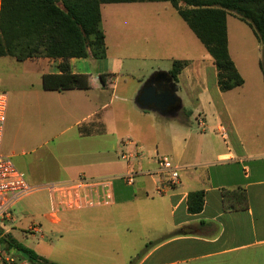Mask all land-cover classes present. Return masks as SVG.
Wrapping results in <instances>:
<instances>
[{
	"label": "crops",
	"instance_id": "obj_1",
	"mask_svg": "<svg viewBox=\"0 0 264 264\" xmlns=\"http://www.w3.org/2000/svg\"><path fill=\"white\" fill-rule=\"evenodd\" d=\"M1 3L2 0L0 11ZM165 4L174 9L169 3ZM170 7L166 6L164 10ZM228 24L227 16V34ZM180 42L185 46L196 44L194 37L185 32ZM145 45L148 47L149 43ZM228 49L242 76L231 56L229 34ZM109 58L107 46L105 59H72L71 71L78 77L80 86L64 91L43 88L45 75L61 74L58 68L61 61L32 59L42 69L41 84L23 92L19 105L21 123L18 138L31 151V155L37 152L39 156L20 166L12 160L15 166L25 173L30 184L27 175L38 164L44 165L45 156L51 159L50 166L45 170L56 175L49 183L72 181L80 177L111 181V204L83 210L126 205L136 202L139 197L159 198L160 201L147 206L151 214L150 222H146L145 245L149 246L136 264H264V140L251 145L238 135L234 137L233 126H228L227 132L218 125L216 130L222 133L223 138L233 139V146L217 148L205 131L196 142L194 151L187 155V140L181 142L183 137L172 136L170 127L164 125L166 119L178 118L184 108L181 96L183 85H192V89L199 87L202 94L194 98L196 105L209 102L213 107V100L220 98L213 59L209 56V60L199 62L193 59L175 60L187 63L176 82L170 75L171 70L153 67L151 72L139 74L142 67L134 64V72L124 73L128 71L124 62L112 65ZM146 65L144 62L143 67ZM163 73L172 78L178 89L180 103L174 115L169 114L173 111L160 112L154 105L150 110L139 107L142 105L140 96L143 90L150 85L157 87L152 82ZM211 77L215 79L214 97L208 95L210 90L207 83ZM59 103L68 120V126L62 129L57 121H53V112ZM223 105L225 111H221L227 114L224 102ZM125 116L128 117L123 118ZM128 141L134 143V150L133 146L127 144ZM135 147H138L140 154L136 153ZM128 150L134 152V157L124 161L121 156ZM22 155H27L26 150ZM157 155L171 156L172 161L181 168V185L164 195L156 191L158 176L149 175L158 170ZM130 169L138 173L133 186L123 180ZM43 185L46 184L33 186ZM236 188L246 190L249 207L226 211L222 191ZM200 190L204 191L203 210L190 214L188 195ZM46 195L49 208L45 215L48 216L51 206ZM68 212L75 211L61 214Z\"/></svg>",
	"mask_w": 264,
	"mask_h": 264
},
{
	"label": "rangeland",
	"instance_id": "obj_2",
	"mask_svg": "<svg viewBox=\"0 0 264 264\" xmlns=\"http://www.w3.org/2000/svg\"><path fill=\"white\" fill-rule=\"evenodd\" d=\"M166 6L170 7L165 3L107 4L102 7L103 29L112 65L124 62L128 68L124 73H127L134 72V64H138L142 67L139 74H146L153 67L172 70L175 60H209L204 45L196 40L174 9L164 10ZM157 15L165 16L158 18ZM228 23L231 56L238 64L245 84L230 92L219 90L220 98L213 100V107L209 102L195 104L194 98L202 94L199 87L182 86L184 108L178 118L166 119L164 125L170 127L172 136H182L181 142L187 140V155L194 151L196 142L205 131L217 148L233 146V139L223 138L216 130L218 125L226 131H229L228 126H233L234 137L238 135L251 145L264 140V75L260 66L264 63V51L246 23L233 15H228ZM183 32L194 37L196 44L182 45L180 37ZM146 56L149 58L143 59ZM144 62L147 65L143 67ZM38 66V62L32 60L20 62L0 57V90L8 95L2 153L6 156L15 153L12 160L19 166L39 156L37 152L31 155L18 138L19 105L23 92L41 84L42 69ZM214 83L215 79L209 78V97L216 93ZM223 102L227 114L221 111L224 110ZM53 119L60 129L68 126L60 103L54 109ZM24 150L27 155H22ZM170 159L174 160L171 156ZM43 162L44 165L38 164L27 175L33 185L47 184L56 178L54 173L45 170L51 159L45 156ZM157 201L160 199L156 197H139L130 204L68 212L52 220L45 215L49 208L47 195L40 192L16 205V222L14 225L7 222L0 225V239L9 236L52 264H136L149 246L145 245L146 222H150L151 214L147 206ZM35 224L39 232L32 230ZM7 253L17 256L13 250Z\"/></svg>",
	"mask_w": 264,
	"mask_h": 264
},
{
	"label": "trees",
	"instance_id": "obj_3",
	"mask_svg": "<svg viewBox=\"0 0 264 264\" xmlns=\"http://www.w3.org/2000/svg\"><path fill=\"white\" fill-rule=\"evenodd\" d=\"M169 3L206 48L217 69L221 92L244 85L229 55L227 16L234 15L254 32L264 51V0H2L0 11V57L23 62L47 58L60 60L61 74L45 75L43 88L64 91L77 88L78 77L72 74V59L102 60L107 57L106 35L101 8L106 4ZM185 61H174L171 77L185 68ZM264 75V63L260 64ZM226 211L249 207L245 189L222 191ZM188 212L198 214L204 206V191L188 195ZM2 230H0V234ZM4 251L31 264H52L35 251L7 236L0 239Z\"/></svg>",
	"mask_w": 264,
	"mask_h": 264
},
{
	"label": "built area",
	"instance_id": "obj_4",
	"mask_svg": "<svg viewBox=\"0 0 264 264\" xmlns=\"http://www.w3.org/2000/svg\"><path fill=\"white\" fill-rule=\"evenodd\" d=\"M7 106L8 95L0 90V225L5 222L14 225L16 205L26 197L40 192H45L49 196L51 207L48 216L52 220L64 211H77L111 204L113 187L109 180H90L80 177L72 181L49 183L43 186L31 185L25 173L15 166L12 158L2 153ZM127 144L133 146L134 150L133 142L128 141ZM135 149L136 153L140 154L138 147ZM132 157L134 152L129 150L121 156L124 161H129ZM156 164L157 172L149 175L158 176L156 191L159 195L171 192L181 185V168L169 156L157 155ZM137 175V172L130 169L123 176V180L127 185L133 186ZM32 230L39 232L36 224L33 225ZM0 264L31 263L18 256L9 255L0 244Z\"/></svg>",
	"mask_w": 264,
	"mask_h": 264
},
{
	"label": "water",
	"instance_id": "obj_5",
	"mask_svg": "<svg viewBox=\"0 0 264 264\" xmlns=\"http://www.w3.org/2000/svg\"><path fill=\"white\" fill-rule=\"evenodd\" d=\"M152 84H156L157 87L154 85L146 87L140 96L142 105L139 107L141 109L150 110L151 105H154L162 112L166 111L169 105H174L177 102L180 103V99L177 95V86L169 75L165 73L159 75ZM158 92H160V94ZM174 112L175 111L169 114L174 115Z\"/></svg>",
	"mask_w": 264,
	"mask_h": 264
},
{
	"label": "flooded vegetation",
	"instance_id": "obj_6",
	"mask_svg": "<svg viewBox=\"0 0 264 264\" xmlns=\"http://www.w3.org/2000/svg\"><path fill=\"white\" fill-rule=\"evenodd\" d=\"M178 107H179V102L175 103L174 105H169L168 109H167V112L175 111V110L178 109Z\"/></svg>",
	"mask_w": 264,
	"mask_h": 264
}]
</instances>
